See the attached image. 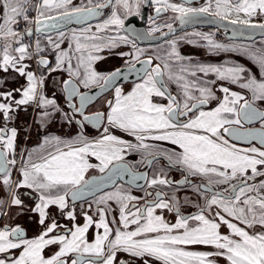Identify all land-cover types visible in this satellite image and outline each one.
Returning <instances> with one entry per match:
<instances>
[{"label": "snow or ice", "instance_id": "obj_1", "mask_svg": "<svg viewBox=\"0 0 264 264\" xmlns=\"http://www.w3.org/2000/svg\"><path fill=\"white\" fill-rule=\"evenodd\" d=\"M146 2L99 0L93 4L87 0V5H77L73 0H0V73L5 74L0 78V190L6 194L0 197V221H5L0 223V264H220L221 260L227 264H264V110L255 106L257 101L264 103V41L259 45H228L216 42L210 33L197 32L166 40L163 54L157 49L155 54L146 55L147 49L120 34L124 19L119 11L139 14ZM151 4L157 17L171 11L181 24L208 15L231 25L259 29L264 35V0H203L199 7L191 6V0H151ZM108 7L111 14L95 25V31L88 25L69 36L63 31H57L55 39L47 35L54 63L42 55L39 39L34 49L25 43V38L39 36L45 29L58 30L60 21L96 17L98 9ZM148 20L146 35L139 33L137 39L152 38L154 33L165 37L175 31L172 23L157 24L152 16ZM105 32L114 34L98 35ZM190 35L206 41L203 46L210 53L236 52L247 57L258 67L260 78L242 64L200 63L182 55L178 40L196 43ZM65 40L67 49L61 47ZM122 46L131 50L114 51ZM105 50L123 59L125 68L97 70L96 64L106 58L99 53ZM32 61L35 67L29 63ZM56 73H67L68 78H58ZM128 73H135L138 82L126 92L117 82L122 74L127 80ZM9 75L25 82L9 86ZM50 77L63 105L57 91L47 94ZM220 81L247 90L251 99L223 84L218 90L224 95L218 98L214 89ZM172 84L177 88L175 95L169 89ZM94 88L99 92L114 88L112 99L105 100L104 111L85 114L99 95L90 94ZM215 100L216 107L203 110ZM29 108L34 113L33 122L24 126V133L30 134L38 125L46 134L37 147L17 152L21 129L16 121L19 113ZM57 119L76 125L79 131L68 139L48 133ZM253 121L259 122V128L244 127ZM87 125L102 129L100 135L90 139L85 134ZM113 129L133 140L114 134ZM229 137L256 141L259 146L250 143L238 147ZM147 141H165L176 148L165 149ZM133 152L141 153L138 163L148 166L163 157L167 167L181 170L184 180L168 179L163 168L151 178L147 172L135 171V165L124 163L125 155ZM90 157L99 163H90ZM91 168L101 173L107 170L109 180L117 175L123 179L121 173L128 175L131 183L144 180V196L121 188L96 196L95 178L85 176ZM189 176L204 177L206 184L194 185ZM257 178L261 179L257 182ZM181 184L190 186L203 199V204L195 205V214L181 213L175 192L165 198L160 191L153 196L147 190ZM85 195L95 199L88 203V211L81 204V224L75 202ZM140 200L142 204L132 203ZM110 202L118 206V221L107 220L112 211ZM184 203L191 201L185 198ZM93 204L98 220L89 214ZM53 206L69 223L51 215ZM157 209L175 212V222L157 215ZM29 213L40 228L32 237L13 224L14 219ZM93 225L103 232H97L90 242L87 233ZM190 246L203 250H189Z\"/></svg>", "mask_w": 264, "mask_h": 264}, {"label": "flooded vegetation", "instance_id": "obj_2", "mask_svg": "<svg viewBox=\"0 0 264 264\" xmlns=\"http://www.w3.org/2000/svg\"><path fill=\"white\" fill-rule=\"evenodd\" d=\"M171 2H177V3H179V2H182V0H171ZM95 3H97V2H95ZM95 3H93V4H95ZM202 3H203V0H191V6L199 7ZM142 6H143V4H141V6H140L139 14H142ZM111 11L112 10L109 9V8L102 9L100 15L97 18H95V19H93V20H91V21H89L87 23L94 22L96 20H100V18H102L105 14H111ZM119 11H120V14H124L123 17H122L124 19V17H126L127 14L124 13L123 9H120ZM133 14H135V13H133ZM139 14H137V15H139ZM144 14H146L145 22H144V28H145L146 31H148V27H147V24H149L148 23V21H149L148 20V17L151 14H155V16L153 17L154 19H157V18L164 19L165 22H167V23H172L173 25L176 24V20L174 19L175 14L172 13L171 11H168V12H165V13H161L160 16L157 17L156 12H155V9H154V7L151 4V0H148L147 6H146V8L144 10ZM87 23H84V24H87ZM84 24L74 25V26H82ZM71 26H73V25H71ZM23 27H24V24H23V21H21L20 30H23ZM68 27H70V26H68ZM68 27H66V28H68ZM66 28H64V29H66ZM195 28L201 29L204 33H210V34H212V38L216 42H219V43L220 42H223V41H226V40H230V41H250V40H241V39H230V38H226L223 35V32L220 29H218L217 27L193 26V27L186 28L184 30L195 29ZM64 29H60V30H57V31H61V30H64ZM164 29H166V28H163L162 30H164ZM184 30H182V31H184ZM57 31L49 32L47 34H42L41 33L39 35L46 36V35H48L50 33H54V32H57ZM182 31H179V32H182ZM179 32H177V33H179ZM120 33H121V35H127L130 40H135L128 33H126L123 29L120 30ZM177 33H175V34H177ZM175 34H173V35H175ZM173 35H170V36L165 37L164 39H161V40H158V41L165 40V39H167V38H169V37H171ZM28 38H31V37H27V38H25V40H27ZM32 38H33V36H32ZM257 38H263L264 39V37H257ZM254 39H256V38H254ZM254 39H252V40H254ZM158 41H155V42H147V43H137V42L136 43H137V46H145L147 44L149 45V44H152V43H156ZM33 49H34V47H33ZM146 55H152V54L146 53ZM219 56H220V53L217 54V57H219ZM209 58L210 59L213 58L212 60H214V57H209ZM217 61H219V59H217ZM212 62H214V61H212ZM239 62H241V61H239ZM29 63L33 67H35L34 61L29 62ZM215 63L219 64L216 61H215ZM120 65H124V62L121 63ZM120 65H118V66H120ZM246 66L251 67V64H250V66L249 65H246ZM112 68H114V67H112ZM112 68H110L109 70H111ZM109 70H107V71H109ZM250 71L252 73H254V75L257 73L256 72L257 70H254L253 68H250ZM256 77H258V75H256ZM65 78H67V75H63V78L62 79H65ZM211 78L214 79L215 77H211ZM19 80L21 82H24V80L22 78H19ZM133 82H138V79L133 80V81H127V82H124V83H121V84H118V85L132 84ZM220 84H223L224 86L230 85L227 82H223V81H220V82L217 83L216 88L214 90H215L216 96L218 98H222L223 95H224L222 92H220L218 90ZM230 86H232L236 91L241 92V94L245 95L246 98L251 99V93L247 92V90H242V89L238 88L236 85H230ZM172 87H176V85L175 84L170 85L169 86V89L172 92V94H174V95L177 94V92L173 91ZM112 90H113V88L110 89V90H108V91H106L105 93L99 95L97 97V99L99 97H101V96H104L105 100L106 99H112V97H111ZM48 94H50V93H48ZM61 98H62V100L60 101V103L63 105L64 104L63 97L61 96ZM97 99L94 100L91 104H89L86 107L85 114H91V113H94L96 111H104L105 110V102L102 103V104H100V103L98 104L97 103ZM156 99H159V98H156ZM164 103H166V101H164ZM217 103H218V100L212 101L208 105L203 106V110H205V111L210 110L211 108L216 107ZM255 106L257 108L261 109V110H264V103H262V105H260V104H257V102H256V105ZM20 115H21V112L19 113V118L16 121V126L21 129V134L18 137V141H17V152H19L20 149L27 148V146L29 145V143L28 144L26 143L27 142V139H28V135L26 133H24L23 128H24V126L26 124H32V122H33V119H31L30 115L27 116L25 119L23 118V115L24 114H22V116H20ZM51 125H53V129H49L48 128L47 129V132L50 133V131L52 130L58 136L65 135L66 130H67V132L70 131L71 129H69V127L71 128L72 126H74V128H76L77 131H79V128L76 125L73 124V125L69 126V125L63 123L64 127H62V125L60 126V124H57V120L55 122H53ZM67 126H69V127H67ZM244 126L259 127L260 125H259V122L253 121L252 123H249L248 125H245L244 124ZM59 127L64 129V131H63V132H65L64 134L63 133H60V128ZM87 127L93 128L91 125H87ZM87 127H86V130H88ZM86 130H85L86 135H91L93 137L94 136L96 137V133L95 132H96L97 129L95 130V128H93L92 131H86ZM38 131L40 133L39 136H41V137L44 134H46L39 127H38ZM32 132H33V128H32ZM71 134L70 133L69 134H66V136H70ZM162 142L166 143L165 144L166 145L165 146L166 149L176 148V146L170 145L169 143H167L165 141H151V142L149 141L150 144H159V145H162ZM230 142L231 143H234V144H236L238 146H247L250 143H254V142L241 143V142L233 141L231 139H230ZM257 146H259V145H257ZM19 147H21V148L19 149ZM134 160L136 161V163L135 164H132L131 160H129L127 157H125L124 162L127 163L129 166L135 165V168H134L135 171H139L140 172V171L145 170V172L148 173L149 178H151V176L154 173L158 172L161 168H163L164 171L167 173V178L170 179V180H172V181H177V180L183 181L184 178H185L184 174H182L181 170H179L178 168H175V167L169 168V167H167V161L163 157H160L159 158L158 164L155 163V164H153L151 166H148L146 163H138L141 160V158L140 159H137L135 157ZM18 163H19V157H18ZM97 163H99V161ZM93 169H94V172L93 173H90L88 175L85 174L86 175V178L89 175L101 173L98 168H91L89 170H93ZM188 179L194 185L206 184V178H204V177H191V176H189ZM118 184H120L121 186L119 187ZM136 184H138L140 187H138V185H136ZM122 186H123V188H122ZM184 186H186V185L181 184V185H173L172 187H168L167 186L168 187L167 188V187H164V186H161V185H157V186H154L153 188L147 189V190L153 192V196L155 195V192L156 191H160L161 193L165 194V198H166L169 195V193H171L172 191L176 192V189L175 188H181V187H184ZM118 187L121 188V189H123V190H125V191H129L134 196L143 197L144 196V191H142L141 188H147V185L145 184V181L144 180H143V182H140L138 180V181H135L132 184L131 183H127V182H123L121 180H117V181H115V184H113L112 186L107 187V188H104V189L98 191L96 193V196L102 195L104 192H113ZM188 187H189V193H188L189 197L195 199L196 198V193L193 191V189L190 186H188ZM221 187H224V186H221ZM162 188H164V190H162ZM213 190L215 191L217 189L214 188ZM21 191H26V190L22 189ZM5 195L6 194L3 192V190H0V197H3ZM94 199H95V197L89 196L87 198H84L82 201L81 200H77L75 202V211H76V214H77V222H79L81 224L83 223V217L80 214L81 213V204L83 203L84 211H88V203L89 202H92ZM148 199L151 200L152 197H149ZM25 200H26L27 203H31V201H29L27 198H25ZM72 203L73 202L71 201V198H69V204H70V206L72 205ZM132 203H134V204H142L143 203V200L133 201ZM110 204H111L112 211L108 214L107 220L109 222H111L113 220V218H115L118 221L119 220L118 206L115 204V202H110ZM156 211L158 213H161L162 210L157 209ZM196 212H197V208L196 207H192L190 204L181 205V213L183 215H192V214H195ZM50 213H51V215L55 216L58 220H60L61 223H69L68 221H66L62 217H60L59 210L57 208H55L54 206L50 209ZM89 214L90 215H94L95 216V219H97V220L99 219V217L95 215V205L94 204H93V209H92V211L89 212ZM171 214L176 215L175 212H171ZM13 216H15V210H13ZM172 221L170 220V222H172ZM4 222L5 221H0V223H4ZM13 224L14 225L15 224H19L21 227H23L26 230L27 235L29 237H32V236L38 234V232L40 230L39 225H37L34 222V218H32V214L31 213L26 214L24 216H21L19 218L14 219L13 220ZM110 226L113 227V228L116 227V225H113L111 223H110ZM131 227H134V226H131ZM97 232L102 233L103 232V229H96L95 228V225H93V226L90 227L89 232L87 233V237H88V239H89L90 242L92 240H94Z\"/></svg>", "mask_w": 264, "mask_h": 264}, {"label": "rangeland", "instance_id": "obj_3", "mask_svg": "<svg viewBox=\"0 0 264 264\" xmlns=\"http://www.w3.org/2000/svg\"><path fill=\"white\" fill-rule=\"evenodd\" d=\"M98 1L99 0H93V3L98 2ZM73 2H74V4H77V5H79L81 3L87 5V0H73ZM114 2H115V0H113V3ZM108 8L112 10L111 7H108ZM30 14L31 15H35L34 12H32ZM108 15H110V14H105L102 18H100V20H96L94 22H90V23L84 24L82 26H74L73 25V26H70V27H68V28H66L64 30H61V31L65 32L66 36H69V35H71V33H72L73 30H77L78 31L79 29H82L84 27H87L88 25H92L93 26V31H95V25L98 24V23H101L102 20L105 19V18H107ZM123 15L124 14H121V17H123ZM155 20H156V23L157 24L165 23V20L164 19L157 18ZM148 23H149V21H148ZM149 26L150 25L147 24L148 29H149ZM197 32L204 33L199 28L188 29V30H184L182 32H179V33H177V34H175V35H173V36H171V37H169V38H167L165 40L158 41L156 43H152V44H149V45L147 44L145 46H138V47L147 49L148 50L147 53H150L152 55L155 54V50H157V49H159L160 53L163 54V51L166 48V44H165V41L166 40L176 39L177 37H183V36H185V34H194V33H197ZM112 34H114V33H112V32H105V33H100L98 35L107 36V35H112ZM48 35H52L53 36V39H55L56 32L50 33ZM46 37H47V35L46 36L33 35V38L32 37L31 38H28L27 40H25V43H30L34 47L35 46V41L37 39H39L40 42H41V47L44 48V52L42 53V55L46 56L47 58H49L54 63L55 62L54 53L52 52L51 48L47 45V38ZM189 38L192 39L193 41H196V43L190 44V43H187L185 40H178V50L180 51V53L182 55L187 56V57H191L194 62L217 64V63H215V61H216L219 64H224L227 61V62H230V63H237V64L241 63L242 65H244L245 67H247L249 70H250V68H253L254 70H257L256 71L257 73L255 75H258V77H257L258 79L260 78V74H259L258 67L251 60H249L247 57H245L243 55H240L239 53H236V52H223V51H221V52H218V53H210L209 50H208V48L205 47V46H203V45L206 44V41L200 40V38L199 37H196L195 35H190ZM261 41H264V39L263 38H256V39L250 40V41H230V40H226V41H223V42H220V43L228 44V45H231V44H244V45H248V44H251V43H256L257 45H259V43ZM161 46H163V47H161ZM61 47L64 48V49H67L68 48V41L65 40V42L61 45ZM130 50H131L130 49V46H122L120 49H117V50H114V51H130ZM219 53H220V56L217 57V54H219ZM99 54L102 55V56H104V57H106L105 59L99 61L96 64V68L99 71H105L106 72L110 68L116 67V66H118V65H120L121 63L124 62L123 59L115 56L112 53H109L107 50H105V51H103V52H101ZM209 57H214V60H212L213 58L210 59ZM217 59H219V61H217ZM212 61H214V62H212ZM239 61H241V62H239ZM73 63H75V61H73ZM249 63L251 64V67L246 66V65H249L250 66ZM4 75L5 74L0 73V78H3ZM54 75L56 77H58V78H63V75H67V73H63V74L56 73ZM24 82H21L19 79L18 80H13L12 77H11V75L8 76V85L9 86H19V84H22ZM134 83H136V82H133L132 84L119 85V86H122L125 89V91L127 92V91H130L131 90V87H132V85ZM227 87H230L231 90L236 91L230 85H227ZM172 89H173V91L177 92V88L176 87H172ZM46 91H47V94L48 93L51 94L53 91H57L56 89H53L52 88V78L51 77L46 82ZM113 92H114V88L112 90V93ZM112 93H111V97H112ZM50 94H48V95L51 96ZM57 96H58V100L60 102L62 100V98H61V95H60V93L58 91H57ZM104 102H105L104 96H101V97H99L97 99V103L98 104L99 103L102 104ZM257 104L262 105V102L257 101ZM22 114H24L23 115V118L24 119L27 116H29V115H30L31 119H33L34 113H33V111H32L31 108H29L28 112H26V113L24 111H21V115L20 116H22ZM57 122H58V120H57ZM61 125H62V127H64L63 122L60 121V126ZM38 127H39L38 125L37 126H34L33 127V132L31 130V133L30 134H27L28 135V139H27V142L26 143L27 144L29 143V145L27 146L28 149L37 147L39 145V143L41 142V140H42V137L43 136L42 137L39 136L40 133L38 131ZM67 127H69V126H67ZM49 129H53V125H50L49 126ZM69 129H71V130L68 131V132L66 130V133H65V132H63L64 129L63 128H60V133H63V134L65 133V135L61 136L62 138L68 139L70 137L75 136L77 134V132H78L77 129L74 128V126H72L71 128L69 127ZM87 129L88 130H86V129L85 130L86 131H92L93 130V128H91V127H87ZM101 131H102V129L99 130V131L96 130V132H95L96 133V137H98L100 135V132ZM112 131L114 132V134H116V135H118V136H120V137H122V138H124L126 140H133L132 137H129L126 133L120 132L117 129H113ZM50 133L56 135L52 130L50 131ZM69 133L70 134L72 133V134L70 136H66V134H69ZM87 136L90 139L96 138L95 136L93 137L91 135H87ZM147 142L149 143V141H147ZM165 144L166 143L162 142V145H160V146H162L163 148L166 149V147H165L166 145ZM248 146H250V144L247 145V146H238V147H248ZM20 148L21 147H19V149ZM141 155L142 154L139 153V152H133V153H130V154H126L125 157H127L129 160H131L132 164H135L136 163V161L134 160L135 157L137 159H140L141 158ZM89 162L92 163V164H98L97 163L98 161H96L94 157H90L89 158ZM156 164H158V163H156ZM93 172H94V169L93 170H89L86 173V175H88L90 173H93ZM259 179H261V178H257V182H258ZM118 186L120 187L121 185L118 184ZM164 187H167V186H164ZM224 187H226V186H224ZM122 188H123V186H122ZM175 189H176L175 194L179 198V200L181 201V205H184L185 204L184 203L185 198H188L191 201V203H188V204H190L192 207H195L196 204H203V199L201 197H199L197 194H196V198L195 199L189 197V195H188V193H189V187L187 185L184 186V187L175 188ZM162 190H164V188H162ZM173 192L174 191H172L171 193H169V195L166 198L170 197L173 194ZM156 214L157 215H163L164 218H165V220L168 221V222H170V220L171 221L173 220L170 223H174L175 222L176 215L171 214V212H168L167 210H162L161 213H158L156 211ZM257 230H259V228H257ZM221 231L226 234L228 230H227L226 227H223L221 229ZM189 250H203V249L201 248V246H190ZM220 264H227V262L224 261V260H221L220 261Z\"/></svg>", "mask_w": 264, "mask_h": 264}, {"label": "water", "instance_id": "obj_4", "mask_svg": "<svg viewBox=\"0 0 264 264\" xmlns=\"http://www.w3.org/2000/svg\"><path fill=\"white\" fill-rule=\"evenodd\" d=\"M147 3H148V0L142 6V14H139V15L132 14V15H127L126 17H124V29L129 30V31H125V32L128 33L131 37H133L137 43L155 42V41L164 39L165 37H168L170 35H173L179 31H182L186 28L193 27V26L217 27L218 29H220L223 32V35L226 38H230V39L252 40V39L257 38V37H264V35L260 34L259 29L243 28L242 26L228 24L227 21H220L218 18H214V17L208 16V15H202V16L192 17L188 20V22H186L184 24H181L178 20H176V24L173 25V28L175 29V31L173 33H169L165 37H161L159 33H154L152 38L137 39V34L142 33V34L146 35V33H147V31L144 28V22H145V17H146V14H144V10L147 6ZM98 11L101 13L102 9H98ZM150 16L154 17L155 14H151ZM97 17L98 16L89 17L86 19H77L76 17H73L70 20L60 21L61 26L58 30L64 29V28L71 26V25H81V24L87 23V22H89V21H91ZM53 31H57V30L45 29L42 32V34H47L49 32H53ZM162 31L168 32L167 28L162 30ZM136 66H137V68L140 67L139 64H137ZM117 67L124 69L125 64L117 66ZM115 68L116 67L112 68L111 70H114ZM111 70H109V71H111ZM67 78H65V79H67ZM136 79H138V76L135 73H128V79L127 80L123 79V74H122L121 78L118 80L117 83L121 84V83H124L127 81H133ZM98 92H99V89L94 88L91 90L90 94L94 95ZM103 93H105V92H99V95H101ZM248 124L249 123H245V125H248ZM244 127L245 128H259V127H251V126H244ZM231 140H233V139H231ZM233 141L241 142V143H249L250 142V141H246V140H233ZM251 142H254L258 145V142H256V141H251ZM140 172H145V170L140 171ZM120 175H123V179H120L119 175H117V176L113 177V180L114 181L121 180L123 182L131 183L130 182L131 178L128 175L123 174V173H121ZM107 177H108V171L106 170L104 173L89 175L86 179L95 178V186L100 191L104 188H107V187H110L113 185V180H109ZM139 181L143 182V180H139ZM136 185H138V184H136ZM87 197H89V196L85 195L84 198H87Z\"/></svg>", "mask_w": 264, "mask_h": 264}, {"label": "crops", "instance_id": "obj_5", "mask_svg": "<svg viewBox=\"0 0 264 264\" xmlns=\"http://www.w3.org/2000/svg\"><path fill=\"white\" fill-rule=\"evenodd\" d=\"M239 64H241V63H239ZM161 102H164V101H161ZM57 120H58L57 124H60V120L59 119H57Z\"/></svg>", "mask_w": 264, "mask_h": 264}]
</instances>
